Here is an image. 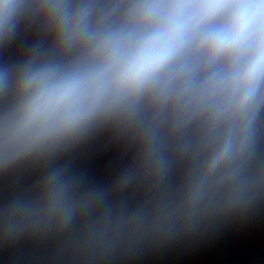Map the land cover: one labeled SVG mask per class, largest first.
<instances>
[{"label": "clouds", "instance_id": "clouds-1", "mask_svg": "<svg viewBox=\"0 0 264 264\" xmlns=\"http://www.w3.org/2000/svg\"><path fill=\"white\" fill-rule=\"evenodd\" d=\"M19 5L0 0V35L13 25ZM50 7H59L53 5ZM220 27H213L219 20ZM82 14L67 17L63 40L80 39ZM228 61L229 71L203 82L196 68ZM88 65L64 75L37 70L17 86L24 97L5 151L21 140L32 145L71 135L155 89L174 90L177 100L223 93L226 110L244 119L264 82V0H157L129 8L119 30L90 42Z\"/></svg>", "mask_w": 264, "mask_h": 264}]
</instances>
